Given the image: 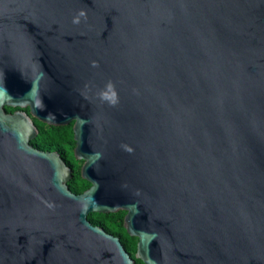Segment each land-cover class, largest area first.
Returning a JSON list of instances; mask_svg holds the SVG:
<instances>
[{
	"label": "water",
	"instance_id": "obj_1",
	"mask_svg": "<svg viewBox=\"0 0 264 264\" xmlns=\"http://www.w3.org/2000/svg\"><path fill=\"white\" fill-rule=\"evenodd\" d=\"M120 209L144 264H264V0H0V264H136Z\"/></svg>",
	"mask_w": 264,
	"mask_h": 264
},
{
	"label": "trees",
	"instance_id": "obj_2",
	"mask_svg": "<svg viewBox=\"0 0 264 264\" xmlns=\"http://www.w3.org/2000/svg\"><path fill=\"white\" fill-rule=\"evenodd\" d=\"M8 111H13L17 107L6 106ZM27 111L29 108L26 107ZM37 127L38 134L31 140V143L43 150H57L63 159L73 168V177L68 181L70 188L80 193L84 188L90 185L89 181L82 178L80 174L81 160L74 154L76 140L72 124L54 125L33 117ZM126 211L120 209L115 212H92L88 218L94 224L102 225L107 231L120 237L125 248L131 256L135 258L136 264H144L143 260L136 257L138 237L130 235L124 226V216Z\"/></svg>",
	"mask_w": 264,
	"mask_h": 264
},
{
	"label": "flooded vegetation",
	"instance_id": "obj_3",
	"mask_svg": "<svg viewBox=\"0 0 264 264\" xmlns=\"http://www.w3.org/2000/svg\"><path fill=\"white\" fill-rule=\"evenodd\" d=\"M17 109V108H16ZM15 110V109H14ZM13 110V111H14ZM25 110L27 111V109L25 108ZM71 124H72V128H73V131H74V120H72L71 122H70ZM70 123H68V124H70ZM74 138H75V132H74ZM76 140V139H75ZM75 146H76V144H75ZM75 146H74V149H75ZM74 149H73V151H74ZM74 154H75V151H74ZM81 160V168H82V166H83V164H84V159H80ZM81 168H80V174H81V176H82V171H81ZM82 178L83 179H85L86 181H89L87 178H85V177H83L82 176ZM90 182V185L88 186V187H86V188H84L81 192H83L84 190H86L87 188H89L90 186H91V181H89ZM80 192V193H81ZM126 211V210H125ZM92 212H98V211H91L90 213H92ZM127 212V211H126ZM89 213V214H90ZM105 213V212H104ZM126 214V213H125ZM89 216V215H88ZM125 217V216H124ZM96 225H100V224H96ZM100 226H102V225H100ZM125 226V225H124ZM127 230V229H126ZM128 232V231H127Z\"/></svg>",
	"mask_w": 264,
	"mask_h": 264
}]
</instances>
